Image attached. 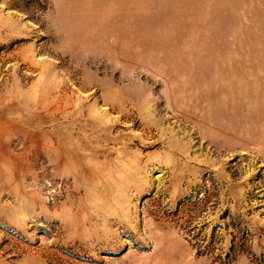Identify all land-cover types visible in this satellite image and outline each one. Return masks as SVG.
Instances as JSON below:
<instances>
[{"label":"rangeland","instance_id":"rangeland-1","mask_svg":"<svg viewBox=\"0 0 264 264\" xmlns=\"http://www.w3.org/2000/svg\"><path fill=\"white\" fill-rule=\"evenodd\" d=\"M0 264H264V0H0Z\"/></svg>","mask_w":264,"mask_h":264}]
</instances>
